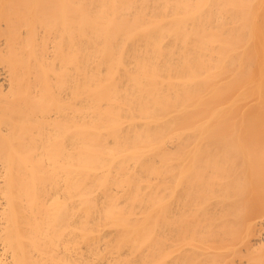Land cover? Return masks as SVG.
Here are the masks:
<instances>
[{
    "label": "bare ground",
    "instance_id": "6f19581e",
    "mask_svg": "<svg viewBox=\"0 0 264 264\" xmlns=\"http://www.w3.org/2000/svg\"><path fill=\"white\" fill-rule=\"evenodd\" d=\"M0 264H264V0H0Z\"/></svg>",
    "mask_w": 264,
    "mask_h": 264
}]
</instances>
